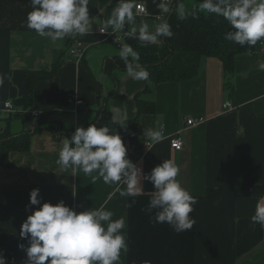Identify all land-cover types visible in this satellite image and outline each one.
Listing matches in <instances>:
<instances>
[{
    "label": "crops",
    "instance_id": "1",
    "mask_svg": "<svg viewBox=\"0 0 264 264\" xmlns=\"http://www.w3.org/2000/svg\"><path fill=\"white\" fill-rule=\"evenodd\" d=\"M140 2L148 10L143 19L158 23L156 17L161 14L156 3ZM116 5L117 0H89L90 17L95 20L88 34L53 42L27 27L30 0H0L2 114H7L3 110L7 101L13 103L12 113L23 110L27 70H50L56 50L79 42L86 50L84 57L79 60L68 55L54 77L37 82L33 108L26 112L39 109L50 113L52 120L61 121L68 129L94 121L104 96L115 86L105 74L104 63L117 49L100 30L106 28L123 39V32L105 26ZM260 62H264L261 55L238 53L229 77L218 57H204L195 77L154 85L149 95L155 101L154 111L141 114L137 122L128 125L144 141L128 143L127 156L141 169L145 193L155 189L143 174L165 159L179 165L178 179L198 198L191 213L196 219L192 230L176 233L168 224H153L144 211L150 198L147 194L123 197L116 191L117 185L105 184L95 172L87 175L79 169L76 173L62 169L57 164L61 139L48 130L32 137L29 150L11 151V165L0 168V255L6 257V264L27 260L29 240L21 237L20 231L28 215L44 202L61 200L77 212L107 201L114 218H127L130 247L122 256L124 264H264V229L251 222L256 202L264 197V71L258 69ZM148 83L120 72L118 89L107 103L112 115L114 109H120L127 120L136 117V94ZM78 98L83 100L79 105L75 103ZM227 102L234 108L226 109ZM189 118L204 120L189 126ZM157 123L166 138L149 149L144 131ZM4 126L1 122L0 128ZM34 126L31 119L16 118L10 123L13 132ZM177 132L185 141L180 151L170 145ZM35 188L40 189V205H30Z\"/></svg>",
    "mask_w": 264,
    "mask_h": 264
},
{
    "label": "clouds",
    "instance_id": "2",
    "mask_svg": "<svg viewBox=\"0 0 264 264\" xmlns=\"http://www.w3.org/2000/svg\"><path fill=\"white\" fill-rule=\"evenodd\" d=\"M153 3L165 17L173 13L178 19L189 15L198 19L201 13L223 17L231 29L225 33L226 40L240 46L251 47L258 42L264 46V0H199L191 9L184 0H159L158 3L153 0ZM30 4L27 27L53 42L88 34L95 20L90 17L89 0H30ZM146 13L145 4L140 0H117L105 26L110 25L142 44H157L161 37L174 35L167 19L160 20L157 16L159 22L150 23L143 19ZM118 55L124 61L128 77L135 81L149 80L150 73L139 63L141 56L131 44L121 42ZM258 69L264 71V62L258 64ZM112 120L125 126L127 114L114 109ZM165 138L158 123L145 128L144 139L149 149ZM57 164L65 170L71 168L73 173L77 169L87 175L97 173L105 184L117 185L120 196L149 195L144 211L153 224H168L176 233L190 231L196 224L191 213L198 198L178 179L179 165L165 159L150 173L143 174V179L152 182L155 189L145 193L140 183L141 169L128 158L121 135L107 125L81 126L70 139L64 137L60 141ZM121 183L126 187L121 189ZM39 192V188L31 191L30 205L41 204ZM106 204L107 201L98 208L77 212L63 200L56 204L44 202L21 226L20 236L29 240L24 264H124L122 256L130 247L127 218H114L115 213ZM251 222L264 229V197L256 202ZM19 247L23 249L24 245ZM0 264H6L4 255H0Z\"/></svg>",
    "mask_w": 264,
    "mask_h": 264
},
{
    "label": "trees",
    "instance_id": "3",
    "mask_svg": "<svg viewBox=\"0 0 264 264\" xmlns=\"http://www.w3.org/2000/svg\"><path fill=\"white\" fill-rule=\"evenodd\" d=\"M189 9L198 4L199 0H184ZM171 24L174 35L171 38L161 37L157 44H142L135 38H127L114 41L117 53L107 56L105 60V74L115 83L114 89L103 98V104L98 110L97 118L85 126L95 124L97 127L107 125L110 129L116 130L122 137L126 147L128 143L143 144V139L128 129V125L138 121V116L154 111L155 101L149 95L153 92V86L162 82L184 81L195 77L199 72L200 62L204 57H218L225 69V75L233 73L235 56L241 52L255 50V46H240L232 41L226 40L225 33L230 29L229 23L223 18L214 14L205 16L199 14L198 19L189 15L185 19H178L173 13L164 17ZM127 29V25L125 26ZM124 34V33H123ZM73 41L68 42V46ZM121 42L131 44L136 49L141 60L149 71V83L136 94L138 114L131 120L126 121L125 126L114 123L112 112L108 107L111 96L117 91L119 86V73L125 72L124 61L119 57L118 52ZM52 68L50 70H27L24 76V88L22 93V111L10 114H2L0 111V121L5 126L0 128V168L11 165L10 153L16 150H29L31 148L32 137L44 131H54L58 138L71 137L73 128H66L60 121L58 124L52 120L50 113H43L36 118L35 126L32 129L21 132H13L10 123L16 118L31 119L30 112L34 105V90L37 82L47 80L55 76L63 65L69 54V49L56 50L54 54ZM71 57V56H70ZM231 84V83H230ZM232 88V86L230 87ZM4 115V116H3ZM171 145V143H170ZM1 253V249H0Z\"/></svg>",
    "mask_w": 264,
    "mask_h": 264
},
{
    "label": "built area",
    "instance_id": "4",
    "mask_svg": "<svg viewBox=\"0 0 264 264\" xmlns=\"http://www.w3.org/2000/svg\"><path fill=\"white\" fill-rule=\"evenodd\" d=\"M146 7V6H145ZM147 10V7H146ZM144 16H148V10L146 15ZM160 16V20H162L165 16L163 15H159ZM103 31L100 30L101 33L106 34L109 38H112L114 41H118L120 38L118 36L115 35V33L108 31L106 28H102ZM85 48L83 47V44L79 43V42H75V44L71 47H69V54L72 58H76V59H82L84 57L85 54ZM251 54H258L264 57V46H262L260 43L258 44V48L255 50H249L248 51ZM83 102V100L81 99H76L75 103L77 105L81 104ZM224 107L226 109H232L234 108V106L230 103L227 102L224 104ZM13 103L11 101H7L5 102L4 106H3V110H5L7 112V114H10L13 112ZM73 112L77 113V109H74ZM30 114L35 117V118H39L42 116L43 112L39 109H35L32 112H30ZM203 118H189L187 120V125L189 126H194L197 125L199 122L203 121ZM78 127H74L73 128V133L76 131ZM72 136V135H71ZM67 138H71V137H67ZM61 140L63 139V137L60 138ZM170 143H171V147L175 150H182L185 147V141L182 137V135L180 134V132H177L175 135L171 136L170 138ZM144 264V263H141Z\"/></svg>",
    "mask_w": 264,
    "mask_h": 264
},
{
    "label": "rangeland",
    "instance_id": "5",
    "mask_svg": "<svg viewBox=\"0 0 264 264\" xmlns=\"http://www.w3.org/2000/svg\"><path fill=\"white\" fill-rule=\"evenodd\" d=\"M4 115H6V114L4 113ZM4 115H3V116H4ZM31 120H34V121H35L36 118L32 116V117H31ZM0 125H1V121H0Z\"/></svg>",
    "mask_w": 264,
    "mask_h": 264
}]
</instances>
